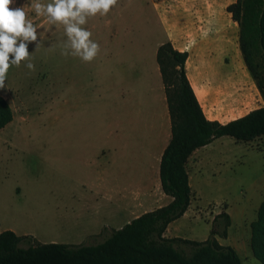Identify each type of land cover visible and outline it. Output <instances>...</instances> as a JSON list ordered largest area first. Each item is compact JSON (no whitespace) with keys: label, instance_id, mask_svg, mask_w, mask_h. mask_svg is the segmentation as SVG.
Instances as JSON below:
<instances>
[{"label":"rangeland","instance_id":"obj_1","mask_svg":"<svg viewBox=\"0 0 264 264\" xmlns=\"http://www.w3.org/2000/svg\"><path fill=\"white\" fill-rule=\"evenodd\" d=\"M234 1L117 0L81 25L99 46L84 62L64 54L62 24L37 16L32 0H11L9 9L23 8L36 26L39 43H28V60L10 65L0 86L14 111L0 130V233L27 236L25 247L94 244L167 205L172 197L159 169L171 119L158 48L170 40L188 51L187 73L210 119L227 121L264 105L240 50L239 25L227 12ZM257 63L264 72V56ZM187 170L190 205L165 235H215L244 264H262L250 239L264 199V136L217 138L191 155ZM109 205L111 228L102 225ZM221 212L232 218L226 238L216 234Z\"/></svg>","mask_w":264,"mask_h":264},{"label":"trees","instance_id":"obj_2","mask_svg":"<svg viewBox=\"0 0 264 264\" xmlns=\"http://www.w3.org/2000/svg\"><path fill=\"white\" fill-rule=\"evenodd\" d=\"M227 12L239 25L244 62L264 99V72L257 63L264 56V0H235ZM188 58V51L177 49L170 40L157 51L171 119V138L162 153L159 174L162 190L172 200L94 244L50 242L25 247L21 243L27 236L4 230L0 233V264H244L238 251L220 243L215 235L203 241L165 235L170 223L182 217L190 205L187 163L193 152L223 136L244 142L264 136V105L228 122L206 116L187 73ZM13 118L10 102L0 94V130ZM219 219L222 228L216 234L226 238L231 215L221 212L214 220ZM250 244L254 256L264 264V199L251 224Z\"/></svg>","mask_w":264,"mask_h":264},{"label":"clouds","instance_id":"obj_3","mask_svg":"<svg viewBox=\"0 0 264 264\" xmlns=\"http://www.w3.org/2000/svg\"><path fill=\"white\" fill-rule=\"evenodd\" d=\"M11 0H0V86H3L10 65L19 66L27 61V45L37 42V28L26 20L23 8L10 10ZM117 0H32L31 7L37 16H43L50 24H62L67 40L64 54L79 57L84 62L92 61L98 54V44L90 39L91 32L81 27L88 17L99 13L106 15ZM11 54V59H10ZM28 69L34 65L26 63Z\"/></svg>","mask_w":264,"mask_h":264},{"label":"crops","instance_id":"obj_4","mask_svg":"<svg viewBox=\"0 0 264 264\" xmlns=\"http://www.w3.org/2000/svg\"><path fill=\"white\" fill-rule=\"evenodd\" d=\"M179 50H182V49H179ZM183 51V50H182ZM202 105V104H201ZM205 112V111H204ZM206 114V113H205ZM207 116V115H206ZM208 117V116H207ZM240 117V116H239ZM209 118V117H208ZM210 119V118H209ZM233 119H235V118H233ZM213 120V119H212ZM230 120H232V119H230ZM230 120H227V121H221V122H228V121H230ZM220 121V120H219ZM198 150V149H197ZM196 151V150H195ZM194 151V152H195ZM193 152V153H194ZM191 157V156H190ZM160 161H161V159H160ZM108 210H109V213L111 214V215H109L110 216V220H108V221H105V222H103V226L104 227H110L111 228V219L113 218V215H112V213H111V211H112V208L110 207V205L108 206ZM123 211V210H122ZM121 211V209L119 210V211H116V213L118 214V213H120V212H122ZM187 212V211H186ZM185 212V213H186ZM99 212H95V213H91V215L88 217L89 219H93V217H95L97 214H98ZM114 214V213H113ZM108 216V217H109ZM82 217V216H81ZM84 218H86L87 217V215H85V216H83ZM181 218V217H180ZM78 220H80V218H77ZM176 221V220H175ZM100 228V227H99ZM102 228V227H101ZM100 228V229H101ZM168 229H169V227H168ZM168 229L166 230V231H168ZM165 233H167V232H165Z\"/></svg>","mask_w":264,"mask_h":264},{"label":"bare ground","instance_id":"obj_5","mask_svg":"<svg viewBox=\"0 0 264 264\" xmlns=\"http://www.w3.org/2000/svg\"><path fill=\"white\" fill-rule=\"evenodd\" d=\"M189 70V69H188Z\"/></svg>","mask_w":264,"mask_h":264}]
</instances>
